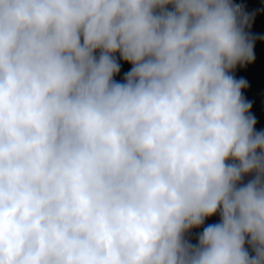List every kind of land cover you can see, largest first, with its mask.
I'll return each mask as SVG.
<instances>
[{
    "label": "clouds",
    "instance_id": "clouds-1",
    "mask_svg": "<svg viewBox=\"0 0 264 264\" xmlns=\"http://www.w3.org/2000/svg\"><path fill=\"white\" fill-rule=\"evenodd\" d=\"M249 19L0 0V264H264V131L229 74L254 60Z\"/></svg>",
    "mask_w": 264,
    "mask_h": 264
},
{
    "label": "rangeland",
    "instance_id": "rangeland-1",
    "mask_svg": "<svg viewBox=\"0 0 264 264\" xmlns=\"http://www.w3.org/2000/svg\"><path fill=\"white\" fill-rule=\"evenodd\" d=\"M236 6L241 8L250 18L249 26L245 28V32L254 41V60L243 66L237 65L229 74L237 81L242 79L246 82V87L241 89V95L245 102L251 105L249 114L256 120L254 131L261 132L264 131V0H240ZM94 55L98 57L99 51ZM116 59L120 65V71L113 79L116 82L124 83V77L131 68L123 67L129 65V63L123 61L119 53L116 54ZM253 178L254 174H249L243 177L242 183L246 184ZM219 222L220 214L217 211L215 215L207 218L204 223L208 226ZM185 238L190 242L189 232ZM248 239L246 237L245 249L250 256H253L254 252L247 243Z\"/></svg>",
    "mask_w": 264,
    "mask_h": 264
},
{
    "label": "trees",
    "instance_id": "trees-1",
    "mask_svg": "<svg viewBox=\"0 0 264 264\" xmlns=\"http://www.w3.org/2000/svg\"><path fill=\"white\" fill-rule=\"evenodd\" d=\"M231 2H232L233 5H237L240 2V0H231ZM123 67H125V68H132V65L129 64V65L123 66ZM218 212H219V210H218ZM206 227L207 226L204 223L201 227H199V228H193V229H191L189 231V233H190V243L191 244H193V245L198 244V238L202 234L204 228H206Z\"/></svg>",
    "mask_w": 264,
    "mask_h": 264
}]
</instances>
